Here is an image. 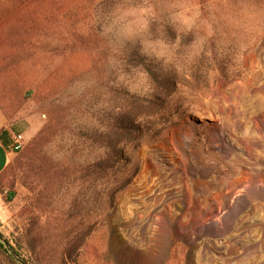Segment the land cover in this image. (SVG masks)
Segmentation results:
<instances>
[{"label":"rangeland","instance_id":"obj_1","mask_svg":"<svg viewBox=\"0 0 264 264\" xmlns=\"http://www.w3.org/2000/svg\"><path fill=\"white\" fill-rule=\"evenodd\" d=\"M122 114L141 133L97 169ZM0 115L41 134L0 223L33 218L45 263L264 264V0H0Z\"/></svg>","mask_w":264,"mask_h":264},{"label":"trees","instance_id":"obj_2","mask_svg":"<svg viewBox=\"0 0 264 264\" xmlns=\"http://www.w3.org/2000/svg\"><path fill=\"white\" fill-rule=\"evenodd\" d=\"M144 60L145 58L143 57L133 55L128 57L126 62L144 66ZM106 127L107 130L104 131L100 138L107 150L101 155L99 162L96 163L97 169L101 168V170H105V167L103 166H105L104 164L109 159L125 162L126 157L123 155V147L126 142L125 139L131 137L134 134L141 133L140 126L127 119V115L125 114L118 116L112 124H106ZM40 135L41 134L36 136L32 142L25 149H23V151L21 149L20 151L16 152V154H19L17 162L26 164L29 162L32 163L35 160L36 147L38 146V138ZM12 197L13 195L11 194L9 200H11ZM21 223V234L11 235V237L5 236L3 234L0 223V235L8 244L10 250L14 252L15 256L18 257L23 262V264H47L44 262L42 257L44 249L41 246L42 233H40L38 223L31 217H24L21 220ZM101 257L104 260V264H109L104 252L101 253ZM0 264H19L14 259V257L10 255L1 242ZM61 264L65 263L62 262Z\"/></svg>","mask_w":264,"mask_h":264},{"label":"crops","instance_id":"obj_3","mask_svg":"<svg viewBox=\"0 0 264 264\" xmlns=\"http://www.w3.org/2000/svg\"><path fill=\"white\" fill-rule=\"evenodd\" d=\"M37 131L38 127H33L32 124L16 121L8 122L0 115V175L7 169L14 157L15 152L10 149L13 139L20 136L23 142H26ZM216 225L214 224L211 230L217 229L218 226Z\"/></svg>","mask_w":264,"mask_h":264},{"label":"bare ground","instance_id":"obj_4","mask_svg":"<svg viewBox=\"0 0 264 264\" xmlns=\"http://www.w3.org/2000/svg\"><path fill=\"white\" fill-rule=\"evenodd\" d=\"M187 141H188V139H187ZM172 146H173V148L175 150V153L178 155V162H177L175 167H176L177 170L179 169L180 171H182L184 177L186 176L188 178V173L187 172L188 171H192L193 168H191L190 165H189V160L187 158L186 151L184 149L180 148V146L176 145L175 143H173ZM242 188H244V190L246 189V187H242ZM218 198H219V196H218ZM215 203H216L217 206H219L221 202L219 200H216ZM210 209H211V207H210ZM210 209H208V211H210ZM214 212L210 213V216L215 218L216 217V212L215 213ZM203 215H204L203 217L207 216L206 214H203ZM195 216H198V217L202 218V216L200 214H198V212L195 213ZM165 234L166 233H164V231H163V232H160L158 235H156L155 242L158 243L159 241H161ZM167 235L169 236L168 233H167Z\"/></svg>","mask_w":264,"mask_h":264},{"label":"built area","instance_id":"obj_5","mask_svg":"<svg viewBox=\"0 0 264 264\" xmlns=\"http://www.w3.org/2000/svg\"><path fill=\"white\" fill-rule=\"evenodd\" d=\"M23 148V140L20 136H17L13 139L12 145L10 147L12 152H18Z\"/></svg>","mask_w":264,"mask_h":264},{"label":"water","instance_id":"obj_6","mask_svg":"<svg viewBox=\"0 0 264 264\" xmlns=\"http://www.w3.org/2000/svg\"><path fill=\"white\" fill-rule=\"evenodd\" d=\"M0 242L5 246V248L7 249V251L10 253V255H12L14 257V259L19 263V264H23V262L15 256L14 252H12L10 250V247L8 246V244L6 243V241L2 238V236L0 235Z\"/></svg>","mask_w":264,"mask_h":264}]
</instances>
